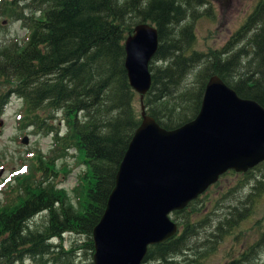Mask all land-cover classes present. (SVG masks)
I'll use <instances>...</instances> for the list:
<instances>
[{
  "label": "trees",
  "instance_id": "trees-1",
  "mask_svg": "<svg viewBox=\"0 0 264 264\" xmlns=\"http://www.w3.org/2000/svg\"><path fill=\"white\" fill-rule=\"evenodd\" d=\"M0 10L27 29L21 43L0 46V114L14 95L23 103L18 122L51 134L49 154H35L34 171L14 176L0 203V264H92L91 229L140 121L138 95L123 64V41L135 24L148 22L156 30L142 103L161 127L172 129L192 119L214 74L238 96L264 108V0H256L225 41L206 52L192 48L194 20L210 10L206 0H0ZM70 149L84 166L72 189L75 203L55 181L54 162ZM238 173L253 180L251 191L237 201L242 203L227 206L201 234L212 212L197 216L199 195L172 212L176 233L148 245L142 263L203 264L251 213L264 189V160ZM67 174L62 168V176ZM40 214L42 225L31 226L30 219ZM64 233L82 239L63 247ZM263 245L264 230L220 264H249L251 249Z\"/></svg>",
  "mask_w": 264,
  "mask_h": 264
},
{
  "label": "water",
  "instance_id": "water-1",
  "mask_svg": "<svg viewBox=\"0 0 264 264\" xmlns=\"http://www.w3.org/2000/svg\"><path fill=\"white\" fill-rule=\"evenodd\" d=\"M156 46V30L148 22L135 24L123 41L140 121L91 229L92 264H141L148 245L176 232L170 211L183 208L227 170L244 172L264 160V108L238 96L215 74L207 79L192 119L165 129L145 113L148 62Z\"/></svg>",
  "mask_w": 264,
  "mask_h": 264
},
{
  "label": "rangeland",
  "instance_id": "rangeland-1",
  "mask_svg": "<svg viewBox=\"0 0 264 264\" xmlns=\"http://www.w3.org/2000/svg\"><path fill=\"white\" fill-rule=\"evenodd\" d=\"M255 1L206 0V5H209L210 10L209 13L202 14L194 20L195 40L192 48L206 52L220 46L228 35L243 22ZM26 35L27 29L23 28L20 22L7 19L0 10V46L14 41L21 43L25 40ZM186 79L191 80L192 74L187 75ZM22 109V101L14 95H10L0 114V203L3 202L5 191H8L9 187L16 181L14 176L24 174L29 169L33 170L35 166L33 156L35 154L46 156L51 147V134H44L39 129L34 131L33 126H24L25 124L18 122L17 118L20 119V116L23 115ZM24 135L27 138L26 143L20 142V138ZM68 153V156L56 159L54 162V167L56 170L58 169L55 181L56 186L65 189L71 201L75 203L72 198L74 195L72 189L77 185L76 176L83 173L84 166L74 150L70 149ZM62 165V168L68 170L66 177L62 176V168H60ZM257 172L256 170L253 173ZM223 174L214 184L209 186L207 193L200 195L198 202L200 211L197 216L201 217L207 212H212L207 220V224L210 222V225L206 224L204 230L200 232L201 234H205L211 229L214 225L212 220L216 216L220 217L227 206L236 204L238 200L244 199V196L251 191L250 186L253 183L251 178L245 180L240 173L229 171ZM257 176L260 177L261 173ZM214 207L219 208L215 210ZM252 208L251 213L240 221L241 223L237 225L232 235L215 245V251L204 260L203 264H220L230 257H235L237 249L244 250L257 238L258 233L264 230V189L255 198ZM42 220L43 217L40 214L33 216L29 223L31 226L37 225L38 228L42 225ZM234 236H236L235 244H233ZM81 239L82 236L77 234L64 233L61 243L63 247H67L69 243L78 244ZM251 252L253 256L249 264H264V245L259 246L255 251L251 249ZM249 253L248 255H250ZM244 263L246 264V262ZM24 264L33 263L24 260ZM141 264L159 263L148 261Z\"/></svg>",
  "mask_w": 264,
  "mask_h": 264
},
{
  "label": "bare ground",
  "instance_id": "bare-ground-1",
  "mask_svg": "<svg viewBox=\"0 0 264 264\" xmlns=\"http://www.w3.org/2000/svg\"><path fill=\"white\" fill-rule=\"evenodd\" d=\"M208 188H209V186H207V187H206L201 193H199L194 199H196L199 195H201L202 193H204ZM194 199H192V200H194ZM190 201H191V200H190ZM188 202H189V201H188ZM188 202H187V203H188ZM186 205H187V204H186ZM186 205H185V206H186ZM185 206H184V207H185ZM184 207H183V208H184ZM181 209H182V208H181ZM181 209H179V210H181ZM173 211H178V210H172V211H170L169 214H168L169 218L171 217V214H172ZM170 220H172V219L170 218ZM172 221H173V220H172ZM173 222L176 224V221H173ZM176 231H177V225H176ZM175 233H176V232H175ZM175 233H174V234H175ZM174 234H173V235H174Z\"/></svg>",
  "mask_w": 264,
  "mask_h": 264
}]
</instances>
